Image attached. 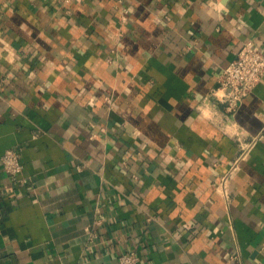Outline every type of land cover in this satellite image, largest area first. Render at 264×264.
Here are the masks:
<instances>
[{"label": "crops", "instance_id": "obj_1", "mask_svg": "<svg viewBox=\"0 0 264 264\" xmlns=\"http://www.w3.org/2000/svg\"><path fill=\"white\" fill-rule=\"evenodd\" d=\"M247 40L264 0H0V264H264V76L214 95Z\"/></svg>", "mask_w": 264, "mask_h": 264}, {"label": "built area", "instance_id": "obj_2", "mask_svg": "<svg viewBox=\"0 0 264 264\" xmlns=\"http://www.w3.org/2000/svg\"><path fill=\"white\" fill-rule=\"evenodd\" d=\"M69 3L71 0H60ZM121 1V0H118ZM264 76V52L252 45L250 40L245 41L237 50L234 57L222 68L218 75L219 93L215 97L224 104L225 110H234L242 98ZM244 146L241 145V148ZM0 168L9 176L12 182H18V175L22 165L17 150L7 148L0 155ZM237 168L236 162H232L228 168L219 176L217 187L224 199L228 198V183ZM232 257H236L235 255ZM118 264H139L138 256L132 251H126L119 255Z\"/></svg>", "mask_w": 264, "mask_h": 264}]
</instances>
